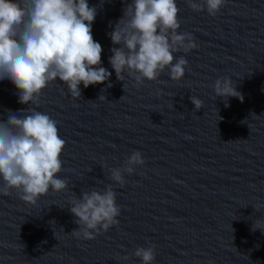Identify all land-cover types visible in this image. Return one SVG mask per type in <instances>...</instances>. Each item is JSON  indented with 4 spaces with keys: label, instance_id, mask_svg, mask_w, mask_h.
Returning <instances> with one entry per match:
<instances>
[{
    "label": "water",
    "instance_id": "1",
    "mask_svg": "<svg viewBox=\"0 0 264 264\" xmlns=\"http://www.w3.org/2000/svg\"><path fill=\"white\" fill-rule=\"evenodd\" d=\"M0 264H264V0H0Z\"/></svg>",
    "mask_w": 264,
    "mask_h": 264
}]
</instances>
